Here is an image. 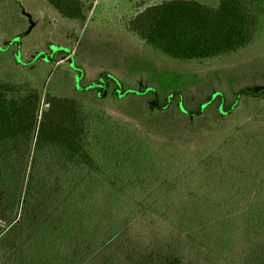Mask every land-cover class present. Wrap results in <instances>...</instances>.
<instances>
[{
    "label": "trees",
    "instance_id": "1",
    "mask_svg": "<svg viewBox=\"0 0 264 264\" xmlns=\"http://www.w3.org/2000/svg\"><path fill=\"white\" fill-rule=\"evenodd\" d=\"M46 2L80 28L88 19L82 0ZM262 5L163 0L139 11L129 28L175 60L208 59L251 44ZM10 45L0 44L1 55L9 57ZM15 59L18 66L0 68V227L13 217L27 177L20 224L0 242L15 254L11 264H264V111L212 135L182 132L165 141L133 120L106 121L51 85L40 113L54 60H25L19 48ZM72 66L80 91L121 101L148 96L144 111L157 120L173 103L181 120H194L217 98L223 118L237 113L245 95L264 99V85L238 91L230 107L214 91L193 110L181 91L161 103L156 87L131 89L108 72L82 85L84 69Z\"/></svg>",
    "mask_w": 264,
    "mask_h": 264
},
{
    "label": "rangeland",
    "instance_id": "2",
    "mask_svg": "<svg viewBox=\"0 0 264 264\" xmlns=\"http://www.w3.org/2000/svg\"><path fill=\"white\" fill-rule=\"evenodd\" d=\"M82 1L88 19L80 28L77 23L63 18L46 0H0V44L5 47L11 44L9 57L0 53V68L6 61L18 66L15 59L18 48L25 60H33L39 55L54 60L41 92L40 113L48 108L46 95L51 85L59 94L78 98L86 109L97 115L107 114L109 117H104L106 121L110 115L133 120L142 128H152L153 133L168 141L172 135L182 132L212 135L226 126L229 120L236 123L264 111V99L245 95L237 113L228 115V119L221 116L220 98H217L206 106L205 113L198 119L181 120L177 105L173 103L168 113L171 120L169 115L157 120L144 111V107L150 105L148 96L121 101L111 96L103 98L97 91H80L76 85L77 72L72 66L74 63L84 69L82 85L96 82L101 72H108L122 79L131 89L149 85L156 87L161 103L166 102L170 92L178 90L182 92L186 105L196 110L211 98L214 91H220L224 95L225 106L230 107L238 91L258 90L264 85V5L257 33L248 46L218 57L179 61L152 50L129 28V21L139 11L163 0ZM197 1L209 5L218 3V0ZM17 40L20 43H12ZM35 66L36 63L31 67ZM40 74L46 76L47 72L42 70ZM178 120L180 122H176ZM170 121L176 122L177 126L172 127ZM37 132L38 125L32 150ZM31 158L32 151L27 175ZM26 179L13 217L0 227V242L20 224ZM10 243L12 249L17 248L14 240ZM14 255L10 249L0 248V264H11Z\"/></svg>",
    "mask_w": 264,
    "mask_h": 264
}]
</instances>
